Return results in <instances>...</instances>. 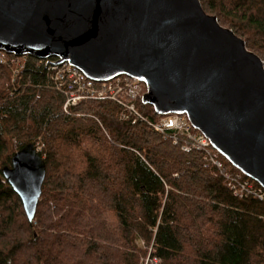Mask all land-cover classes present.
I'll return each instance as SVG.
<instances>
[{
    "label": "trees",
    "instance_id": "trees-1",
    "mask_svg": "<svg viewBox=\"0 0 264 264\" xmlns=\"http://www.w3.org/2000/svg\"><path fill=\"white\" fill-rule=\"evenodd\" d=\"M200 2L264 62V0ZM1 53L0 264H264V197L155 131L150 105L135 103L143 118L110 97L64 109L54 58ZM29 143L46 165L31 221L2 175Z\"/></svg>",
    "mask_w": 264,
    "mask_h": 264
},
{
    "label": "water",
    "instance_id": "water-1",
    "mask_svg": "<svg viewBox=\"0 0 264 264\" xmlns=\"http://www.w3.org/2000/svg\"><path fill=\"white\" fill-rule=\"evenodd\" d=\"M0 50L144 84L157 115H184L264 190V62L200 0H0ZM2 175L31 221L46 175L32 143Z\"/></svg>",
    "mask_w": 264,
    "mask_h": 264
},
{
    "label": "built area",
    "instance_id": "built-area-1",
    "mask_svg": "<svg viewBox=\"0 0 264 264\" xmlns=\"http://www.w3.org/2000/svg\"><path fill=\"white\" fill-rule=\"evenodd\" d=\"M5 58V54H0V60ZM51 80L56 89L65 94L63 108L78 104L88 98H105L117 100L122 103L126 110L135 118H143L139 113L135 103L141 99L144 84L134 77L125 75L114 77L108 81L96 82L84 75L79 69L68 63H49ZM160 122L151 123L152 128L164 137H170L174 143L181 140L183 150H201L205 158L211 165L229 182L228 185L235 194L244 192L255 194L259 199H263L264 190L255 181L243 180L239 173L231 172V164L215 150L209 140L199 131L193 129L184 115L167 114ZM37 151L40 150L35 145Z\"/></svg>",
    "mask_w": 264,
    "mask_h": 264
},
{
    "label": "rangeland",
    "instance_id": "rangeland-1",
    "mask_svg": "<svg viewBox=\"0 0 264 264\" xmlns=\"http://www.w3.org/2000/svg\"><path fill=\"white\" fill-rule=\"evenodd\" d=\"M6 58V57H5ZM5 58H4V60H5ZM17 63L19 62V59H18V61H16ZM17 65V64H16ZM19 66V65H18ZM137 108V107H136ZM139 111V110H138ZM139 113L140 114H142L143 115V113L142 112H140L139 111ZM160 116V115H159ZM164 116V115H163ZM162 116V117H163ZM161 120H163V118H161V116L160 117H158L155 121H157V122H160ZM38 146L40 147V149H41V145L40 144H38Z\"/></svg>",
    "mask_w": 264,
    "mask_h": 264
},
{
    "label": "bare ground",
    "instance_id": "bare-ground-1",
    "mask_svg": "<svg viewBox=\"0 0 264 264\" xmlns=\"http://www.w3.org/2000/svg\"><path fill=\"white\" fill-rule=\"evenodd\" d=\"M137 107V106H136ZM189 151V150H188ZM219 174V173H218Z\"/></svg>",
    "mask_w": 264,
    "mask_h": 264
}]
</instances>
